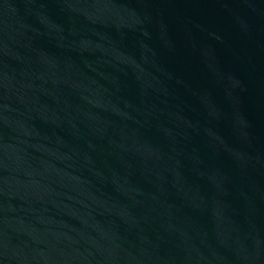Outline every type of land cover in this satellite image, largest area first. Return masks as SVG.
Segmentation results:
<instances>
[{"label": "water", "instance_id": "1", "mask_svg": "<svg viewBox=\"0 0 264 264\" xmlns=\"http://www.w3.org/2000/svg\"><path fill=\"white\" fill-rule=\"evenodd\" d=\"M0 264H264V0H0Z\"/></svg>", "mask_w": 264, "mask_h": 264}]
</instances>
